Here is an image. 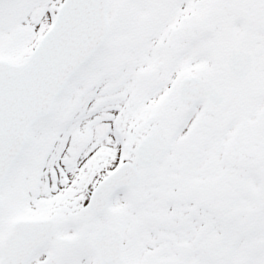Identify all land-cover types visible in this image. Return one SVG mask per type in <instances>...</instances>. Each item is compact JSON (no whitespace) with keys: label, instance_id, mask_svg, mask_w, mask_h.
Masks as SVG:
<instances>
[{"label":"snow or ice","instance_id":"1","mask_svg":"<svg viewBox=\"0 0 264 264\" xmlns=\"http://www.w3.org/2000/svg\"><path fill=\"white\" fill-rule=\"evenodd\" d=\"M0 264H264V0H0Z\"/></svg>","mask_w":264,"mask_h":264}]
</instances>
